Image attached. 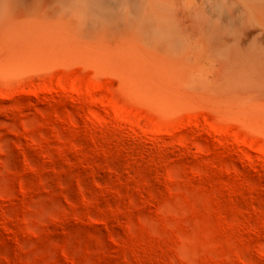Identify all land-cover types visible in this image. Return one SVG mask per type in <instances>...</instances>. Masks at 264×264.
<instances>
[{
    "label": "rangeland",
    "instance_id": "1",
    "mask_svg": "<svg viewBox=\"0 0 264 264\" xmlns=\"http://www.w3.org/2000/svg\"><path fill=\"white\" fill-rule=\"evenodd\" d=\"M170 1L191 13L168 47L59 20L51 48L34 26L50 2L8 7L0 264H264V0L230 60L211 37L222 0ZM136 72L179 98L172 112L127 89Z\"/></svg>",
    "mask_w": 264,
    "mask_h": 264
},
{
    "label": "bare ground",
    "instance_id": "2",
    "mask_svg": "<svg viewBox=\"0 0 264 264\" xmlns=\"http://www.w3.org/2000/svg\"><path fill=\"white\" fill-rule=\"evenodd\" d=\"M222 1L225 4V10L221 12V23L218 22L219 20L212 23L216 26L213 27L214 31L211 37L218 40V46H215L217 51H227L230 60L231 53L235 48L245 49L246 45L256 36L257 27L253 23L260 21L261 18L255 14V3L263 0ZM42 2H50L41 10L44 11L46 18L51 19V21H41L34 26L36 30L42 32L37 34V37L42 34L46 39L47 46H51V48L67 45V41L60 34L59 20L68 27L82 26L84 30L92 34L101 30L119 33L123 30L133 29L149 39L154 37L161 39V46L168 47V43L173 45L187 28L185 21H182L184 20L182 18H185L184 14L191 13V11H184L174 5V2L172 3L170 0H0V21L10 17L8 13V7L10 6L19 7L20 12L23 13L24 9L29 8L28 4L33 6V10H39L37 4ZM262 4L261 11H264V3ZM202 8V6L197 8V14ZM98 17H104L107 21L104 19L101 21L97 19ZM263 23L264 18L260 25ZM39 42L38 40L37 43ZM34 43L36 44V42ZM23 49H21V52H23ZM29 51L25 50L24 53ZM29 53L28 55H31L33 52ZM49 53L47 57L50 56ZM37 54L35 53V55ZM40 56L42 57V55ZM8 63H11V61ZM107 71L109 72V70ZM120 76L127 89L139 95V98L145 102L146 107L152 112L156 113L161 110L172 112L170 104L179 99L172 96L165 85L159 82L155 84L151 80L145 79L138 72L133 73V75L121 73ZM155 88H159L162 93L157 92Z\"/></svg>",
    "mask_w": 264,
    "mask_h": 264
}]
</instances>
